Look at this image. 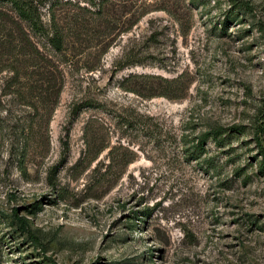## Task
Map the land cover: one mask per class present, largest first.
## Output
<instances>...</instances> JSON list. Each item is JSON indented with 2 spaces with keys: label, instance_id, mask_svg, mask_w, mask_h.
<instances>
[{
  "label": "rangeland",
  "instance_id": "1",
  "mask_svg": "<svg viewBox=\"0 0 264 264\" xmlns=\"http://www.w3.org/2000/svg\"><path fill=\"white\" fill-rule=\"evenodd\" d=\"M25 1L54 8L69 64L52 117H28L0 0V264H264V0H109L95 23L85 0Z\"/></svg>",
  "mask_w": 264,
  "mask_h": 264
},
{
  "label": "trees",
  "instance_id": "2",
  "mask_svg": "<svg viewBox=\"0 0 264 264\" xmlns=\"http://www.w3.org/2000/svg\"><path fill=\"white\" fill-rule=\"evenodd\" d=\"M10 2L16 13L17 21L23 26H18L20 29L18 44H15L16 39L10 34V38L1 45L4 53L7 54L10 47L15 44V50L11 52L14 59L9 66L11 77L7 82L8 95L16 96L20 104L31 111L28 117L51 118L64 87L66 66L69 64L64 27L56 18L54 8L49 10L50 23L47 25L43 22L42 14L34 2L25 0H10ZM85 2L93 7H99L95 14L91 13L94 15V18L92 17L94 23L102 20L105 15H109L111 12L110 9H106V5L111 6L109 0L99 3L95 0H85ZM80 10H85V8ZM86 25L89 23L86 22ZM103 28L109 29L107 25ZM97 33L99 37L104 35V32L94 30L91 32L93 34L91 36H96ZM33 37H37L39 40L34 42ZM106 49H102L100 54L103 55ZM137 65L140 64L133 62L130 58H124L115 64L114 74ZM157 80H161V78L131 73L124 78L122 84H125L126 91L133 94L147 97H169L164 92H156L160 85L153 81ZM162 82L170 83L167 80H162ZM76 112H78V107L74 109L72 115L75 116ZM260 132L264 133V130H260ZM225 133L221 130L207 132L198 140L195 148L204 151L203 143L210 138L221 145L225 142V138L222 137ZM260 154L264 157V147H261Z\"/></svg>",
  "mask_w": 264,
  "mask_h": 264
}]
</instances>
